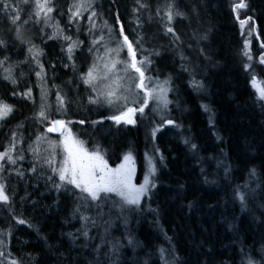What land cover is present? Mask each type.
Segmentation results:
<instances>
[{"label": "trees", "instance_id": "obj_1", "mask_svg": "<svg viewBox=\"0 0 264 264\" xmlns=\"http://www.w3.org/2000/svg\"><path fill=\"white\" fill-rule=\"evenodd\" d=\"M21 1L0 0V264H264V0H86L79 18L75 0ZM121 36L172 126L143 96L118 123L89 81L107 50L128 66ZM53 119L110 167L131 154L136 182L154 163L150 192L62 181Z\"/></svg>", "mask_w": 264, "mask_h": 264}, {"label": "rangeland", "instance_id": "obj_2", "mask_svg": "<svg viewBox=\"0 0 264 264\" xmlns=\"http://www.w3.org/2000/svg\"><path fill=\"white\" fill-rule=\"evenodd\" d=\"M27 1L28 0H22L21 5L25 4ZM37 1L45 2L46 0ZM86 2V0L74 1L72 11L73 18H79L85 11H90V8L85 5ZM240 23L242 29H246L244 26L249 24L247 21H241ZM247 28L250 27L247 26ZM103 29L106 30V27H103ZM245 37L250 42L252 38V31H249ZM119 39L120 44L118 49L125 50L126 56L123 60H126L128 66L122 65L123 62L119 65L116 61H113V54L109 50L97 55L98 61L94 60L92 67L87 74L89 81L95 82L96 93H99L100 96L103 95L104 100H102V102L106 104L110 112L116 113L120 108H122V112L118 116L128 112L129 109H133V106L129 103L140 102L143 96L142 103H152L154 105V110L156 111V116L162 118V122L169 120V117L166 115L168 114V110H165L167 99L164 86L141 78L140 73L131 66L133 63V57L128 44L123 41L122 36ZM118 49H115L114 53L117 60H119L116 56ZM33 58L37 57L33 54ZM136 67L139 68L137 64ZM127 69H129V72L125 73L124 70ZM90 73L91 75H89ZM134 78H136L135 81L137 88L141 90L143 95L137 94L132 90L131 82ZM141 79L143 80V87H141ZM259 88H264V80L260 77L255 78L252 81V89L256 93L257 97L264 102V99L260 97L258 91ZM0 105L5 104L0 103ZM161 108H163V110H160ZM3 118H0V121ZM57 122H60V124ZM61 124L63 126H61ZM46 129L47 132H50L57 137L55 144L51 142L47 143V148L51 151L53 149V153L56 151L58 152V156L54 154V158H59L57 170L58 177L60 178L62 173L65 175V179L62 181L72 184L76 188L83 190L88 194L89 192L84 190L85 187H112L116 190L111 192L100 190L97 192V196L100 193L116 195L127 204H135L128 202L133 197H138V201L136 203H139L140 200L145 197L148 192H150L155 169L154 163L152 164L150 162L148 172L145 173L139 182H136V166L131 154H125L122 160L115 167H110L100 154L89 151L84 144L72 134L67 123L62 122L61 120L53 119L50 121V124ZM49 129L53 130L49 131ZM2 158L3 153L0 152V165ZM74 167L76 169L77 181H82L80 183V187H77L75 184L70 182ZM81 172H83V176L81 175ZM146 180L148 183H145ZM0 188H2L1 183ZM112 204L116 210L120 209L115 202Z\"/></svg>", "mask_w": 264, "mask_h": 264}, {"label": "snow or ice", "instance_id": "obj_3", "mask_svg": "<svg viewBox=\"0 0 264 264\" xmlns=\"http://www.w3.org/2000/svg\"><path fill=\"white\" fill-rule=\"evenodd\" d=\"M243 6H244L243 4H239L238 5V7H243ZM40 7L43 8L44 5H41ZM49 11H50V9H49ZM169 31H171V29H169ZM125 42L127 43V37H125ZM128 47H129L130 52H132V57H133V63H132L131 66L137 72H139L141 78H143V75H144L143 72H141L140 68L136 67V64H135V52L132 51V45L129 43ZM261 62L264 63V61H261ZM89 75H91V73ZM141 87H143V80L142 79H141ZM258 91H259L260 97L262 99H264V88H259ZM143 110H144L143 108L139 109L140 112H143ZM10 111H11L10 106H8V105H0V118H3L4 116H6L8 114V112H10ZM135 111H136L135 109H129L128 112L124 113L121 116H116V117H114V119L118 123L121 120H124L127 123H133L134 121L132 120V115L134 114ZM57 123L60 124V122H57ZM61 126H63V125L61 124ZM52 130L53 129H49V131H52ZM81 175L83 176V172H81ZM60 178H61V180H64L65 179V175L62 173ZM70 182L75 184L77 187H80V183L82 182V181L78 182L77 179H76V169H75V167L72 170V178H71ZM145 183H148V181L146 180ZM84 190L89 192V194L92 196L93 199H97V192L98 191L103 190V191L111 192V191H115L116 189H114L112 187H107V186H105L103 188H100L99 186H95L94 188L85 187ZM137 191H139V190H137ZM7 199L8 198L4 194L3 189L0 188V201H7ZM241 200H243V197H241ZM137 201H138V197H133L128 202L129 203H136Z\"/></svg>", "mask_w": 264, "mask_h": 264}, {"label": "water", "instance_id": "obj_4", "mask_svg": "<svg viewBox=\"0 0 264 264\" xmlns=\"http://www.w3.org/2000/svg\"><path fill=\"white\" fill-rule=\"evenodd\" d=\"M164 124H165L166 126H172V125H173V122L170 121V120H166V121L164 122Z\"/></svg>", "mask_w": 264, "mask_h": 264}]
</instances>
